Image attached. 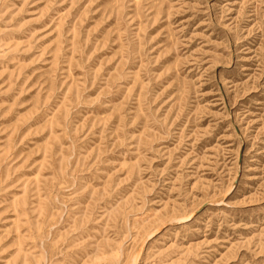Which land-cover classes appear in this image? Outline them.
Masks as SVG:
<instances>
[{"label": "rangeland", "instance_id": "1", "mask_svg": "<svg viewBox=\"0 0 264 264\" xmlns=\"http://www.w3.org/2000/svg\"><path fill=\"white\" fill-rule=\"evenodd\" d=\"M0 264H264V0H0Z\"/></svg>", "mask_w": 264, "mask_h": 264}]
</instances>
